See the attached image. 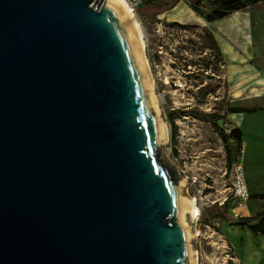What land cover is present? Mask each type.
<instances>
[{"label":"water","instance_id":"water-1","mask_svg":"<svg viewBox=\"0 0 264 264\" xmlns=\"http://www.w3.org/2000/svg\"><path fill=\"white\" fill-rule=\"evenodd\" d=\"M166 124L117 2L0 0V264H196Z\"/></svg>","mask_w":264,"mask_h":264},{"label":"rangeland","instance_id":"rangeland-1","mask_svg":"<svg viewBox=\"0 0 264 264\" xmlns=\"http://www.w3.org/2000/svg\"><path fill=\"white\" fill-rule=\"evenodd\" d=\"M169 1L145 0L137 13L146 34V58L160 109L170 130L164 157L187 181L186 193L198 199L202 209L196 227L200 235L194 240L196 264H246L241 249L249 264H264V239L253 234L250 237L245 232L248 228L234 223L236 213H246L248 201L231 195L228 178L237 151L232 141L224 138L231 133L225 127L229 114H233L229 111H258L264 109V101L241 102L247 94L235 91L228 81L227 63L218 42L225 39V23L224 19L207 21L216 10L209 0H182L183 6L160 11L158 4ZM95 6L100 8L101 2ZM230 15L234 22L249 26L256 37L257 66L264 68V1ZM254 75L257 73L243 71L236 79L240 84L248 83ZM201 113L224 118L209 121ZM170 115L177 126L175 134ZM260 204L253 200L248 205L254 210Z\"/></svg>","mask_w":264,"mask_h":264},{"label":"crops","instance_id":"crops-1","mask_svg":"<svg viewBox=\"0 0 264 264\" xmlns=\"http://www.w3.org/2000/svg\"><path fill=\"white\" fill-rule=\"evenodd\" d=\"M183 4L184 2H180L178 5L181 7ZM218 22L220 24L225 23V25L223 24L225 39L218 42L227 63L228 81L231 85H234L235 91H240L243 95L247 94L242 97L241 102H252L254 99L264 101V68L259 64L257 66L255 59L254 45L257 43L256 37L252 34L247 23H236L231 18V15L230 18L228 16L226 20L224 19L223 23L222 21ZM237 29H240V33H238ZM243 71L246 73L256 72L257 75H254L248 83L243 81L240 84L236 77ZM237 84H240V88ZM226 124L230 129L229 131L240 129L242 132V145L244 148L242 166L246 186L251 196L244 209L246 213L241 215L236 213L234 215L236 217L234 223H236L240 217L254 216L264 208V200L260 198V196L264 195V159L261 157L264 155V109L255 112L229 114ZM253 200L261 201L260 206L254 210L250 209L248 205ZM245 232L251 237L252 233L250 230L246 229ZM259 238L264 239L262 237ZM241 251L244 261L248 264L249 261L243 253V249Z\"/></svg>","mask_w":264,"mask_h":264},{"label":"trees","instance_id":"trees-1","mask_svg":"<svg viewBox=\"0 0 264 264\" xmlns=\"http://www.w3.org/2000/svg\"><path fill=\"white\" fill-rule=\"evenodd\" d=\"M182 0H171L169 2H162L159 3V10L160 11H169L175 8ZM197 2H201L202 0H195ZM264 0H229V1H219V0H209L212 6L216 8L215 12L213 13L214 16L207 17L208 22H214L215 20L219 19H225L229 13L233 11H240L247 9L250 5L257 4L259 2H262ZM197 13L201 14V11L199 9H195ZM242 112H255V110H232L229 111V113H242ZM207 120L209 121H216L223 119L224 117L217 116L214 119L213 115L207 114V113H201ZM170 120L173 123V131L174 134L177 132V126L174 123V117L173 115H170ZM224 138L226 142L228 141H235L236 145L234 146L236 148V151L239 152V150L243 147L242 145V132L240 129H233L231 130V133L229 135L224 134ZM237 154V153H236ZM234 162L232 161L231 165ZM262 200H264V195L260 196ZM235 225L240 226L242 228H248L251 230L252 234L255 237H262L264 238V208L257 212L254 216H243L240 217Z\"/></svg>","mask_w":264,"mask_h":264},{"label":"bare ground","instance_id":"bare-ground-1","mask_svg":"<svg viewBox=\"0 0 264 264\" xmlns=\"http://www.w3.org/2000/svg\"><path fill=\"white\" fill-rule=\"evenodd\" d=\"M115 2H117L127 13L128 19L131 23V26L135 32V35L139 41V43L141 44L142 48L146 51V34L144 31V28L140 22V17L138 15V13L136 11H134L129 3L126 0H114ZM152 75V82L154 83V87H155V80H154V76L151 72ZM156 101L158 106L160 105V98L159 96H157L156 94ZM165 129H166V141H169L170 139V130L168 128V125H165ZM204 201L201 200V203H203ZM200 202L198 201V199L191 197L190 195H187V199H186V210L188 212V218L190 221V227H191V233L193 235V239L197 240L198 236L200 235V233L198 232L197 227V223L200 220L201 217V213H202V209L200 207ZM198 253H195V258H197ZM197 262V259H195ZM249 264V263H248Z\"/></svg>","mask_w":264,"mask_h":264},{"label":"built area","instance_id":"built-area-1","mask_svg":"<svg viewBox=\"0 0 264 264\" xmlns=\"http://www.w3.org/2000/svg\"><path fill=\"white\" fill-rule=\"evenodd\" d=\"M130 7L138 12V10L141 9L142 6L145 4V0H126ZM226 130H230L228 125L225 124ZM232 143L236 144L235 141H232ZM244 154V148L242 147L239 152H237V156L235 158L234 163L231 166V170L229 172V178H228V186L231 190V195L234 199L242 200V201H248L251 196L247 189L245 177H244V171L242 166V157ZM194 183H197V179L194 178ZM201 195V200L204 201V197Z\"/></svg>","mask_w":264,"mask_h":264}]
</instances>
